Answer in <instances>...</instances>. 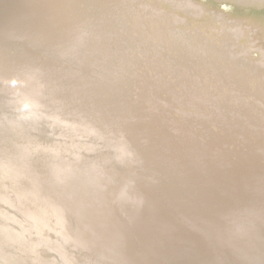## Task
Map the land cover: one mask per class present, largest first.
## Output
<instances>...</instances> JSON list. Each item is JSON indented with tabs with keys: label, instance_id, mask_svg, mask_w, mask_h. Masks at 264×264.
<instances>
[{
	"label": "water",
	"instance_id": "95a60500",
	"mask_svg": "<svg viewBox=\"0 0 264 264\" xmlns=\"http://www.w3.org/2000/svg\"><path fill=\"white\" fill-rule=\"evenodd\" d=\"M81 1L91 16L69 42L58 37L65 41L58 62L45 51L50 44L34 42L31 34L30 43L22 41L24 35L13 42L6 34L13 24H43L36 23L38 0H0L5 70L20 62L46 71L45 92L32 89L33 100L0 77V170L10 165L0 178V264H73L81 256L68 245V235L79 237L82 250L90 249L86 256L93 264L120 260L119 248L111 256L107 245H91L114 231L97 218L103 213L92 215L95 202L126 185L125 172L138 169L146 173L132 199L149 193L148 207L154 209L144 207L145 217L159 212L165 224L157 234L144 228L158 251L139 249L134 262L245 264V251L217 256L205 239L226 237L229 219L258 232L252 242L264 239V0ZM84 45L94 55L79 54ZM91 72L98 77H89ZM44 97L69 110L84 106L121 127L125 142L109 131L84 141L79 121L57 116L42 103ZM99 158L112 163L96 191L91 184L105 167L98 163L94 171ZM115 175L119 184L111 179ZM165 196L178 209L177 219L205 220L172 219L164 210ZM192 203L204 213H195ZM221 226L226 234L218 232ZM172 235H179L193 257L176 254L182 244L169 245Z\"/></svg>",
	"mask_w": 264,
	"mask_h": 264
},
{
	"label": "bare ground",
	"instance_id": "6f19581e",
	"mask_svg": "<svg viewBox=\"0 0 264 264\" xmlns=\"http://www.w3.org/2000/svg\"><path fill=\"white\" fill-rule=\"evenodd\" d=\"M99 4L98 0L96 2ZM38 4L41 7L37 6V9L40 8V12L38 13V21H42V23L39 24V26L35 29L33 26L32 28H27V26H22L23 29H20V27H17V24H13L12 27H10V31L6 32V34H9V37H12V41L16 42L20 40V36L24 35V38H22V41L24 42H32L30 34L34 38L35 41H43V43L50 44L49 47H47L45 51H51L55 57H52V59H56L58 62H62L64 59V56L61 54V56H56L59 54V51H61L60 48L65 44V41L63 38H58L60 35H63L66 39H69L75 35L77 30L81 28L83 25L88 20L89 15L91 16V9L89 6L85 5L81 0H50V2H47L45 0H38ZM116 8H113L112 11H114ZM84 10V11H83ZM90 19V18H89ZM58 27L56 33L51 32L52 28ZM2 28V25H1ZM83 28V27H82ZM80 29V31L82 30ZM20 29V30H19ZM0 32L3 34L5 33L4 31ZM64 41V42H63ZM68 44V43H67ZM79 54H84V55H90V46L89 45H84L80 46L79 49ZM50 53V52H49ZM90 53V54H89ZM94 55V54H91ZM59 57L61 59H59ZM66 58V57H65ZM18 66L10 68V70L6 71L5 70V65L6 63L0 60V77L1 75H5L4 81H13L16 86L24 88V91H26L28 94H25L28 98L34 99L37 97L32 89H38L41 93L45 92L46 88V82L44 81V77L42 73H45L46 71H43L41 69H31L28 68L24 63L18 62ZM91 68H95L94 66ZM30 70L29 75L27 74L26 76V71ZM37 70V72L35 71ZM13 73V74H12ZM89 77H95L97 78L98 75L95 72H91ZM136 95V93H135ZM39 95L38 97H40ZM39 99V98H37ZM43 99L42 103H48L49 107L54 110V112L57 114L59 117H64V113L68 114V119L73 122V124L76 123V121H79L80 123L79 127L82 128L84 131L85 137L84 141H88L92 139V137H95L99 135V133H106L109 131L110 135L113 136L114 138L118 139L119 141H122L124 139V131L122 130L121 127L115 124H110L107 122L105 119L100 118L97 114L91 115V112L85 109L84 106L79 105L80 107L78 108V111H75L73 109L69 110V107L65 106L63 103L58 101L56 98L52 100H48L47 98H41ZM77 110V109H76ZM59 119V118H58ZM264 125V123H263ZM262 125V126H263ZM260 129L264 127H259ZM89 135V136H87ZM125 142V140H123ZM99 161V162H98ZM94 164L92 165V168L94 171H96L97 164L102 163L104 164V168L101 169V177L93 180L94 184H91V187H95V190L98 191L99 187H104L105 185L104 182V177L102 175H107L108 172L106 170V167H110L112 162H105L104 159H98L97 161L93 162ZM99 165V164H98ZM123 162H119V167H125L123 166ZM121 167V168H122ZM2 170H10V165L9 166H2L0 170V178L2 179L1 173ZM129 178H124L126 179V185L122 186L121 188L115 187L112 190H109L107 194L102 198L98 199L95 202V210L96 214H93L92 216L94 217L95 215H99V213H103V216H98L97 218L100 220L103 219L104 226L105 223L107 226H114L112 230H114L112 233L111 229L109 232L106 234V238H103L98 242L97 239L95 244H91L92 246L95 245L94 248L99 247H105L107 245L109 252H111L112 255H118L115 254V249H120V255L119 256L120 260H116L115 262H108L111 264H125L130 263V264H164L163 262H134L136 261L134 258L135 252L138 251L139 249L145 248L146 250L152 249L150 252H156L158 251V248L153 247L152 245L153 242L148 240V234L144 230L145 227L149 226V231L151 234H155L156 231L162 227H164V221L160 220L162 216L157 212L153 218H146L147 216L143 213L144 207H146L147 210L151 211L153 209L149 208L148 205L151 203L149 200H147V197H149V193L146 195L145 198L142 200L136 199L133 200L132 197L134 194L137 196V192L139 190V187H136L135 185H139L141 183L142 176L146 173L144 169H138L134 171V175L130 174L129 172H125ZM109 175V174H108ZM88 178L86 177L85 180ZM111 179L117 180V184H119V177L115 175ZM84 180V177L80 178L78 180L81 181ZM159 182L157 180L154 182L153 185H158ZM89 190H86L88 192ZM5 194V193H4ZM245 198L251 199V197L244 196ZM164 202L168 206H164V210H169L168 214H170L172 219L175 218V220H183L186 223H195L200 220H205V218H201V216H196L194 218H181L177 219L178 215L175 212L178 209H172V204H171V197L165 196L163 198ZM195 213L197 214H203L204 212L198 207L197 204H193ZM21 206H19V209ZM90 209L92 207L89 205ZM121 210V211H120ZM123 213V215L121 214ZM260 214V212H258ZM258 213H256L257 216ZM23 217L29 220L30 216L28 214L23 213ZM146 216V217H145ZM118 220L119 225L115 227L116 220ZM24 222V220H22ZM20 221V223H22ZM120 222H122V226L120 225ZM131 223L132 226L128 227ZM142 228V230L139 232L137 231L138 226L137 224ZM16 224V223H15ZM128 224V225H127ZM127 225V226H125ZM194 225V224H193ZM124 226V227H123ZM223 227H226V230L229 232L228 235H225L226 237L218 236L214 238H207L205 239L207 241V244H210V246L216 248L217 250V256L218 255H223L228 249L232 254L238 253L239 256L244 255V251L246 252V258L247 262L245 264H264V239L260 237L261 239L259 242H252L251 238L253 235H256L257 233H253L251 230H249L245 225L242 224L241 221H235L233 219H229V221H225ZM222 226L220 228H217L218 232L222 234H226L224 231V228ZM92 231L93 228H88V232ZM121 230L124 231V233H121ZM157 234V233H156ZM56 238H60V230L56 229L55 231ZM114 235H117L118 238H116ZM159 235V234H158ZM144 237H147L146 241H144ZM70 240L69 246L71 245V249L77 251L80 253L81 258L76 259L73 264H93V259L91 257L87 258V253H91L90 249L88 248L87 250H82L79 237L77 238L74 236L68 235V240ZM181 238L179 235H172V238L169 239L167 242L169 245H174L176 243L182 244L181 246L179 245V248L176 250V254L182 255L185 257H193L192 252L188 250L187 245L181 241H179ZM122 242V243H120ZM92 243V242H91ZM42 244V242H41ZM108 245H112L111 247ZM127 245V246H126ZM42 246V245H41ZM255 249L254 254H250L251 248ZM167 248V247H166ZM102 251L99 250V252ZM205 251V249H204ZM139 252V251H138ZM206 252V251H205ZM54 252L48 251L45 254H48L49 256L53 254ZM95 253V252H94ZM227 253V252H226ZM93 254V253H92ZM86 256V257H85ZM84 257V258H83ZM83 258V259H82ZM137 259V258H136ZM90 261V262H89ZM93 261V262H92ZM131 261V262H128ZM6 263V262H5ZM35 264L39 262H34ZM191 263H196V262H191ZM238 264H243L242 262Z\"/></svg>",
	"mask_w": 264,
	"mask_h": 264
}]
</instances>
